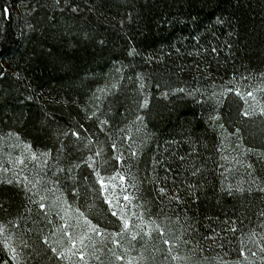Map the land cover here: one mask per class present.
<instances>
[{
	"label": "trees",
	"instance_id": "1",
	"mask_svg": "<svg viewBox=\"0 0 264 264\" xmlns=\"http://www.w3.org/2000/svg\"><path fill=\"white\" fill-rule=\"evenodd\" d=\"M261 79L264 0H0V264H55L58 197L122 230L87 154L113 153L138 116L129 174L148 216L191 264H264V122L237 95ZM24 176L54 190L44 209Z\"/></svg>",
	"mask_w": 264,
	"mask_h": 264
},
{
	"label": "rangeland",
	"instance_id": "2",
	"mask_svg": "<svg viewBox=\"0 0 264 264\" xmlns=\"http://www.w3.org/2000/svg\"><path fill=\"white\" fill-rule=\"evenodd\" d=\"M249 92L252 93L251 96L248 95ZM240 96L243 102V111H249L251 113V118L255 120L261 118L264 122V114H262V110H264V79L250 82L240 91ZM135 122L137 127L131 126L125 131L131 139L127 138L123 143L117 142V148H112L113 153L108 151L105 143L100 142L95 146L93 151L91 150L87 154L88 161L91 162L93 169H95V174L97 172L100 174L99 176L96 175L97 180L103 179L108 185V190L105 191L98 182L104 200L105 197H108L112 199L113 204H115L116 199L113 197L119 199V207L116 208H113V204L106 203L111 211H117L118 214L121 212V209H123L122 214L129 219L130 228L124 231L121 236H109L107 234L98 236L94 233H89L92 237L93 247L81 248L79 243H77V250L85 253V259L80 260L78 257L69 254L68 258L57 257L55 264H191L186 260L185 253H183L184 251H182L181 246L173 240L172 235L175 231H173L172 226L165 221L162 222L154 218L151 219L148 216L143 197L138 192L137 179L129 174L132 168L130 164V151L132 149H137L138 146L140 148L142 144V139L139 135V121ZM129 145H131V149H129ZM20 152L21 148H18L17 150H13L11 154H13V156H17V154L20 156L23 150L21 153ZM96 152H100V155L96 156ZM121 152L124 154L127 163L118 162L119 167L116 171H120L125 176V180L121 182L119 178H117L115 181H109L108 177L116 172H112L113 159ZM25 153L28 155L31 154L30 160L32 161V152L25 149ZM21 161L20 159L19 165L23 164ZM6 166L2 163V158H0L1 176ZM111 183H115L117 187L112 188ZM124 195L130 197V202L123 199ZM54 201L56 203L51 212L53 214V246L57 247L58 250H64L66 248H71V242L58 230L62 223L60 217L66 216L70 224H80L81 228L79 231H86L85 216L84 214L81 216L80 210L70 201H64L60 197L56 198ZM152 221H155V224H152ZM137 225L140 226L137 227ZM156 225H159L160 229L163 230V238L156 229ZM68 231L72 233L73 238H78L77 230L69 228ZM149 231L151 232L150 235ZM133 235H136L135 240H132ZM113 239L120 240L121 243L114 244L112 243ZM165 239L168 240L169 243L164 244L163 241ZM85 243L88 244L89 241L86 240ZM113 253L116 255L114 256ZM255 253L256 257L260 255L256 251ZM96 256H98L99 259H96ZM116 256H120L122 259L117 260ZM174 257L176 258L174 259Z\"/></svg>",
	"mask_w": 264,
	"mask_h": 264
},
{
	"label": "snow or ice",
	"instance_id": "3",
	"mask_svg": "<svg viewBox=\"0 0 264 264\" xmlns=\"http://www.w3.org/2000/svg\"><path fill=\"white\" fill-rule=\"evenodd\" d=\"M74 11H75V9H74ZM113 87H115V85ZM181 91H183V90H181ZM227 91H232V90L228 89ZM239 94L240 93L237 92V95H239ZM221 95H223V93H221ZM248 95L251 96L252 93L249 92ZM147 104H148V101H147V99H145L144 103L142 105H140V107H142V108L143 107H147ZM262 114H264V110H262ZM243 115L245 117H248V116L251 115V113L249 111L245 110L243 112ZM92 116L95 117L96 113H92ZM211 119L217 120V119H219V117L215 116V117H212ZM137 120L140 121L141 124L143 123V117L138 116ZM100 124H101V126L107 125L108 121L107 120L100 121ZM221 127H223V126L221 125ZM237 131H239V130L237 129ZM65 135H67V133H65ZM72 135L79 136V133L73 132ZM128 139H131V137H128ZM111 147L113 149H116L117 148L116 143H113L111 145ZM129 149H131V145H129ZM138 154H139V146L137 147V149H132L130 151V156L131 157H136V156H138ZM43 155L47 156L48 154L44 153ZM95 155L99 156L100 152H96ZM32 159L33 160L37 159V155L35 153H32ZM115 160L117 162H125V163H127V161H125V157H124V154L122 152L115 156ZM21 163H23V161H21ZM61 171H63V170H61ZM94 171H95V169H94ZM193 174L195 175L196 173L194 172ZM96 175L99 176L100 174L97 172ZM117 178H119V180L121 182H123L125 180V176L120 171H116L113 175L109 176L108 180L109 181H115ZM17 182L19 184H21L27 192L33 193V195L39 196V200L38 201L32 200V198L30 196L29 197V201L31 203H37L39 208H41V209H44L46 207V205L44 203V201L47 199L46 193L53 192L54 190L52 188L44 189L45 194H41L40 191H35V192L33 191L36 188V184H34L32 181H30L27 176H24L21 180H19ZM98 182L101 184V186L104 188L105 191L108 190V185L106 184V182L103 179H100ZM7 183L12 184V183H14V181L13 180H8ZM111 187L112 188H116L117 185L115 183H111ZM249 190H251V189H249ZM159 191H160V193H165V189L164 188H161ZM237 191L243 192L244 189L243 188H238ZM260 191L264 192V188H261ZM228 194H230V195L232 194L230 190H229ZM113 198L116 199V203L115 204H113V200L109 199L108 197H105V200H106V202L108 204H113V208L119 207V199L116 198V197H113ZM123 199L125 201H129L130 202V197L128 195H124ZM173 199H177V197H173ZM122 213H123V209H121V212L119 214L117 213V211H112L111 212L112 216L118 217L119 221H122V230L120 232H116L114 234L113 233H106V231L102 232L100 227L98 225H96V224H92V222L90 220H88L87 217H84L85 225H86V229L87 230L86 231H79L80 228H81L79 223L70 224L67 221L66 216H61L60 220L62 221V223H61V225H60L58 230L61 231L62 234L70 240L71 248H66L64 250H58L57 247H54L51 244H49V241H48L47 238H45L44 242H45V244L49 245L51 251L53 253H55L57 255V257H59V258H68L69 254H70L71 256H76V257H78V259L83 260V259H85V253L83 251L77 250V243H79L81 248L93 247L94 245H93V242H92V237L89 235V233H94V234H96L98 236L105 235V234H107L109 236H121L124 231H127L130 228L129 219L125 215H123ZM80 215L83 216L82 213ZM152 224H155V221H152ZM139 226L140 225H137V227H139ZM69 228H73L74 230L78 231V238H73L72 233L68 231ZM156 229L160 232L161 237L163 238V230L160 229L159 225H156ZM3 230L4 229L2 227H0V231H3ZM150 234H151V232L149 231V235ZM135 239H136V235H133L132 236V240H135ZM86 240L89 241L88 244L85 243ZM163 242L165 244L169 243V241L166 240V239ZM112 243L120 244L121 241L113 239ZM262 250H264V249H262ZM11 251L13 252L14 258H15V249H11ZM113 255L115 256L116 254L113 253ZM95 258L99 259L98 256H96ZM175 258L176 257H174V259ZM116 259L119 260V259H122V257L116 256ZM245 259H247V257H245Z\"/></svg>",
	"mask_w": 264,
	"mask_h": 264
}]
</instances>
